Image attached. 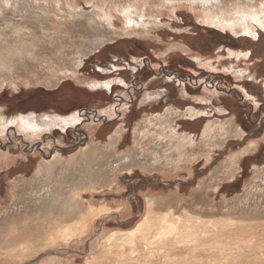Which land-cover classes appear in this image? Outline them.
<instances>
[{"label":"rangeland","instance_id":"374dc122","mask_svg":"<svg viewBox=\"0 0 264 264\" xmlns=\"http://www.w3.org/2000/svg\"><path fill=\"white\" fill-rule=\"evenodd\" d=\"M23 4L25 10L14 17L7 9L4 16L0 12L1 37L10 35V23L18 22V15L29 11L30 19L44 16L38 21L40 25L32 24L38 33L33 39L41 49L38 61L25 69L30 81L22 83L19 78L16 88L8 81L0 90V119L30 115L39 122L54 117L75 122L65 129L59 124L45 129L33 140L17 132L15 125L0 126V247L9 229L16 227L21 242L31 237L32 248L40 246L37 239L44 236V227L38 225L44 215L34 206L40 195V199L72 195L80 198L85 209H110L84 243L75 242L68 252L57 253L63 259L71 257L72 264L85 263L103 232L128 230L141 222L148 212V197L159 200L177 194L176 199H184L175 206L182 215L193 207L192 202H211L222 207L217 214L221 219L234 218L246 223L243 226L251 223L249 217L264 221V29L259 27L260 35L252 38L243 35L240 28L236 33L207 25L200 10L182 3L174 11L150 8L147 16L156 15V25L126 30L123 16L115 8L126 0H23ZM72 9L94 12L98 23L77 19ZM97 36L103 42L93 48L90 42ZM79 57L82 61L77 67ZM50 62L65 71L60 81L56 85L35 81ZM106 82H112L109 89ZM189 109L199 111V116H180ZM230 119L243 136L229 133L225 143L213 148L208 161L202 157L191 167L183 163L179 169L162 163L164 143L173 135L172 129L181 136L192 135L200 146L202 139L209 141L216 136H212L213 130L224 132L216 124L203 137L205 126ZM252 141L259 142L258 150L242 154ZM82 147L96 149L98 157L93 165L104 174L100 188L97 184L83 186L81 180L88 179L78 174V166L65 177L44 173V162L54 153L70 157ZM235 156L240 169L230 179L224 164ZM110 161L114 166L133 164V172L123 170L111 188L104 182L107 178L112 181ZM226 206L233 210L229 212ZM45 253L23 264H40L54 255Z\"/></svg>","mask_w":264,"mask_h":264},{"label":"bare ground","instance_id":"6f19581e","mask_svg":"<svg viewBox=\"0 0 264 264\" xmlns=\"http://www.w3.org/2000/svg\"><path fill=\"white\" fill-rule=\"evenodd\" d=\"M0 1H2V4H0L2 16H4L6 9V13L13 17L16 16V12L25 10L23 0ZM180 3L187 4L191 9L200 10V16L203 17L202 21L207 25L213 24L221 29L229 28L236 33L240 28L239 31L243 35L252 38H257L260 35L259 27L264 29V0H126V4L117 5L115 8L123 16L126 30L149 24L156 25L155 19L157 16L151 14L147 16L150 8L168 7L174 11ZM72 11L73 16L77 19L78 17L79 19L82 18L89 24L94 23V21L97 22L94 18V12L86 13L75 9H72ZM44 15L48 16L49 14ZM18 16H20L18 22L21 21V23L18 24L15 21L10 23L11 30H13L10 35L5 33L1 37L0 32V90L8 81H13L11 84L15 88L18 85L16 81L19 78L23 80L22 83L29 82L30 79L27 80L25 69L38 61V51L41 49V45L38 42L35 43V39H33L38 33L33 30L32 24L37 22L35 26L40 25L38 21L40 19L44 20V16L40 18L32 16V19H30L31 17L28 18L29 11ZM110 16L112 15H108L107 18L109 19ZM92 26L93 24L90 25V27ZM100 37L91 39L90 43L93 48L103 42L99 40ZM7 41L11 42L6 43ZM22 44L27 48H23ZM90 52H92V48ZM85 55L82 56L85 57ZM79 58V64H76L77 67L82 61L81 57ZM42 70H44V73L36 76L35 81L47 82L50 85H56L62 78L61 73L65 72L53 62H50L47 69L43 68ZM110 83L106 82L104 86L109 89L111 87ZM245 97L249 98L250 95L246 93ZM187 112L180 116L195 117L200 114L199 111L194 109H189ZM0 121L2 120L0 119ZM2 122H0V126L5 127L7 123L15 125L17 132L23 133L33 140L40 138V133L45 129L50 130L58 124L65 129L68 124L71 122L73 124L75 120L54 117L53 120L39 122L30 115H22ZM220 122H210L205 126L203 137H206L211 129L216 127V124H220L224 132L219 134L213 130L214 134L212 136H216L210 138L209 141L202 139L200 146L196 144L192 135L185 134L181 136L175 134L172 129L171 133L173 135H168L164 143L165 150L162 163L165 166L178 167L177 169L183 163L191 167L195 161L202 157H205L208 161L213 148L225 143L229 133L236 132L235 137L243 136L242 131L233 119L225 123ZM90 128L95 129V126L90 125ZM225 136H227L226 139ZM115 141V139H112V143H115ZM258 145V141L249 142L245 149H242V154L257 151ZM95 150V148L86 150L82 147L78 153L70 157H63L60 152L54 153L51 160L44 162V173L59 174L65 177L73 174L78 166V174L82 173L83 177L88 179L81 180V184L83 186L97 184V187L100 188L101 185L99 184L103 182L104 174L101 173V168L93 165L98 157L94 154ZM153 159L154 164L159 163L157 157ZM238 159L235 156L230 162L224 164L225 168L227 167V174L231 176L230 179H234L240 169ZM82 161L85 165H82ZM114 163L110 161L112 172L108 174L112 181L110 182L108 178L104 181L110 188L113 181L123 170L126 169L129 173L133 172V168L130 167L133 164H130V162L117 163L115 166ZM98 166H100L99 162ZM143 169L147 170L146 168ZM147 171L149 172V170ZM41 196H38V203L34 205L44 215V221L42 220V224L40 222L38 225L43 226L45 229L42 230L41 228L44 236L39 237L41 240L37 239L39 242L41 241L40 246L32 248V241L29 239L31 237L24 238L25 240L21 242L18 238L21 233L19 232L20 229L17 227H13L14 230L11 228L13 231L9 229L6 239L3 238L5 241L0 247V261L5 264H23L34 255L41 254V252L47 254L53 252L54 255L49 256L40 264H72L71 257L63 259L62 254L58 257L60 253L68 252L70 246L75 242L84 243L93 232L95 223L99 218L110 212L107 206H102V208L91 206L85 209L80 198L72 195H58L57 198L55 195L53 197L44 196L40 199ZM176 198H178L177 194L159 200L148 197L146 217L131 229H117L107 234L103 232L101 239L99 238L92 245L89 257L86 258L84 264H264V221L261 220L263 218L249 217L247 221L251 223L247 222L249 225L243 226L244 222L240 223L234 218H219L217 214L218 211L221 212L222 207L211 202L201 203L202 205L192 202L193 207H189L188 213L182 215L181 212L176 210L175 206L177 204L181 205L184 199ZM242 201L240 199L239 204ZM165 207L167 208L165 209ZM125 208L128 209L126 206ZM236 209L234 211H237ZM227 210L230 212L233 209L231 210L229 207ZM120 211H122L121 208ZM26 228H28L27 225ZM26 228L22 229L25 230ZM23 233L25 235L26 232Z\"/></svg>","mask_w":264,"mask_h":264}]
</instances>
